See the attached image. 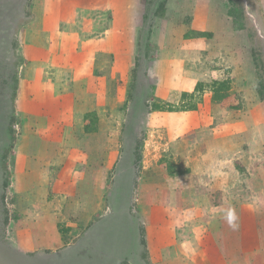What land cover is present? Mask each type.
<instances>
[{
    "label": "rangeland",
    "instance_id": "374dc122",
    "mask_svg": "<svg viewBox=\"0 0 264 264\" xmlns=\"http://www.w3.org/2000/svg\"><path fill=\"white\" fill-rule=\"evenodd\" d=\"M7 1L22 22L0 58L17 117L0 142V249L22 264H264V0ZM215 80L239 106L225 117Z\"/></svg>",
    "mask_w": 264,
    "mask_h": 264
},
{
    "label": "trees",
    "instance_id": "16d2710c",
    "mask_svg": "<svg viewBox=\"0 0 264 264\" xmlns=\"http://www.w3.org/2000/svg\"><path fill=\"white\" fill-rule=\"evenodd\" d=\"M4 3H0V58L2 56V52L5 49V42H6V36L8 37V33L11 29V25H14V28L19 26V24L22 21H19V11L16 8V6H19L18 3H11L7 0H2ZM28 6V5H27ZM229 15L232 14V11H229L227 13ZM204 33L199 34V37H204ZM183 37L186 39L185 35ZM1 70L5 72L7 75L10 74V80L11 85L13 86V92L16 89V77L9 73L8 70L5 71L3 67H1ZM14 76V77H13ZM14 78V79H13ZM195 90L201 92L203 90V85L201 83H197L195 85ZM210 92H211V102L215 104L216 106L219 107L220 112H222L223 116L225 117L226 114H228L230 111L236 112L239 109V106L233 105L230 102H227V99L229 98V92H230V85L228 80H215L212 81L211 87H210ZM185 94V93H183ZM191 96V95H190ZM8 100H0V142L5 139V137L8 140V146L9 142L13 139L12 137V128L10 125L16 122V118L11 107L8 106ZM7 121L10 125L9 127H5L3 125V122ZM85 131L87 133H90L92 129H90L89 125L86 123L84 127ZM0 147V242H5V226L7 224V210L4 204L5 200V188L8 186V176L6 173L7 166H6V158L8 156V150L9 147ZM4 190V191H3ZM116 198V196H115ZM9 250V251H8ZM15 251H11V249H0L1 256L7 258L8 263L7 264H22V254H17L16 255H10ZM52 256V255H51ZM50 256V258H51ZM49 260V259H48ZM43 261L44 260H40ZM39 261V262H40Z\"/></svg>",
    "mask_w": 264,
    "mask_h": 264
},
{
    "label": "crops",
    "instance_id": "0c3cea01",
    "mask_svg": "<svg viewBox=\"0 0 264 264\" xmlns=\"http://www.w3.org/2000/svg\"><path fill=\"white\" fill-rule=\"evenodd\" d=\"M63 4V3H62ZM56 5V4H55ZM64 6V5H63ZM58 7H62V5H60V6H58ZM70 18V17H69ZM66 20V19H65ZM68 30H71V29H67V30H65L66 32H68ZM69 34V33H68ZM61 36H62V33H61ZM55 40L56 39H59V37H57V35H55V38H54ZM54 39H53V46H58V42H57V44H56V41H54ZM58 41V40H57ZM55 51H56V49H55ZM28 54H29V57H31V54L28 52ZM56 54V53H55ZM57 57V54L56 55H54L53 56V59L54 58H56ZM58 58V57H57ZM40 67H37V68H35V70H33V71H36V73H38V72H41V71H44V68H43V66H41V65H39ZM56 66V64H54V65H52V68H54ZM39 70V71H38ZM41 76V75H40ZM86 80H87V78H86ZM90 80V79H89ZM89 80H87V81H89ZM90 83V82H89ZM64 115V114H63ZM65 118H68V114H66L65 113ZM34 118H31V119H29V121H32ZM48 119H51V118H48ZM27 126H29L28 128H31L32 129V127H33V125H31V123H29V124H26L25 123V128H27ZM46 132L48 133L49 132V130L47 131L46 130ZM87 133V132H86ZM42 143H45V142H42ZM42 143H41V147L43 146L42 145ZM57 177H58V175H57ZM59 179L57 178V180H55V181H58ZM179 215V219L181 220V218H182V216H181V214H178ZM172 228V227H171ZM175 229V228H174ZM177 248H175V246H173L172 247V243L170 244V246L168 247V249H167V251L165 250V260H167L168 258H171V257H173V256H177L178 254H179V252L176 250Z\"/></svg>",
    "mask_w": 264,
    "mask_h": 264
},
{
    "label": "clouds",
    "instance_id": "9594fccd",
    "mask_svg": "<svg viewBox=\"0 0 264 264\" xmlns=\"http://www.w3.org/2000/svg\"><path fill=\"white\" fill-rule=\"evenodd\" d=\"M225 219L227 220L230 227H236L235 221L237 220V216L234 210L229 209L225 215Z\"/></svg>",
    "mask_w": 264,
    "mask_h": 264
}]
</instances>
